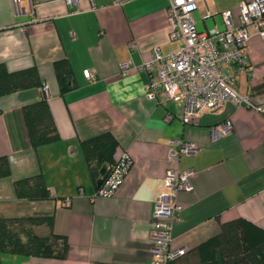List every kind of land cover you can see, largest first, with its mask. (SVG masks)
Wrapping results in <instances>:
<instances>
[{"label":"crops","instance_id":"1","mask_svg":"<svg viewBox=\"0 0 264 264\" xmlns=\"http://www.w3.org/2000/svg\"><path fill=\"white\" fill-rule=\"evenodd\" d=\"M168 1L77 0L70 6L66 0H32L31 10L22 0L28 11L18 14L13 0H0V62L10 70L38 67L60 133L58 140L31 146L22 109L42 97L40 87L0 96V156L11 166V174L0 178V216L51 212L53 231L69 243L66 257L2 252L1 264H152L153 208L166 190L169 168L195 172L193 189L178 194L183 209L172 249H192L237 217L264 228V111L228 100L184 121L180 101L163 91L156 99L146 96L150 75L136 66L156 48L168 53L183 44L170 37ZM242 1L196 0L198 29L225 28L224 10L239 24ZM251 32L252 74L239 73L236 87L264 106V37ZM64 57L74 85L62 93L54 62ZM125 62L131 64L122 76ZM229 119L231 131L216 134ZM105 132L118 143L114 160L127 149L133 162L113 195L92 198L97 182L82 142ZM182 143L196 145V152L171 157ZM39 172L50 197H18L15 180Z\"/></svg>","mask_w":264,"mask_h":264},{"label":"built area","instance_id":"2","mask_svg":"<svg viewBox=\"0 0 264 264\" xmlns=\"http://www.w3.org/2000/svg\"><path fill=\"white\" fill-rule=\"evenodd\" d=\"M27 1L33 10L32 0ZM66 1L70 6L77 5V0ZM13 2L16 13L28 11L22 5V0ZM196 8V0L168 1L170 37L182 39L183 44L168 53L156 48L150 59L136 66L138 69H145L150 75L146 84V96L156 99L163 91L167 97L180 101L184 105V121H190L201 111L217 110L228 100L263 112L264 106L255 103L248 94L241 93L236 82L239 73L252 74L247 62V46L252 36L251 29L264 37V0L242 1L239 5L240 22L237 25L234 24L230 10L222 11L225 23L223 29L217 26L209 30L198 29L194 16ZM130 64H123L122 76L127 74ZM41 89L48 95L45 83ZM171 117L172 114L167 115V119ZM232 128L233 122L229 119L214 132L225 134ZM196 150V145L182 143L180 150L170 151V156L178 158L182 153L192 154ZM132 162L130 153L124 149L115 163L109 165L106 176L92 198L113 195L123 183ZM194 173L191 168H169L163 177L166 190L156 198L153 208L154 227L150 237L152 264H168L170 259L185 251L184 248L172 249V231L174 222L180 218L183 209L178 194L181 190L193 189Z\"/></svg>","mask_w":264,"mask_h":264},{"label":"trees","instance_id":"3","mask_svg":"<svg viewBox=\"0 0 264 264\" xmlns=\"http://www.w3.org/2000/svg\"><path fill=\"white\" fill-rule=\"evenodd\" d=\"M54 68L62 93L73 87L71 62L67 57L54 62ZM38 67L32 65L10 70L0 62V96L32 87H42ZM23 116L31 146L53 142L60 138L56 119L43 91L42 97L23 106ZM116 138L109 132L82 142V148L90 168L94 171L97 187L115 163ZM106 167V173L101 170ZM11 174L10 160L0 156V178ZM100 181V182H99ZM16 195L28 200H44L50 197L42 172L15 180ZM53 214L29 216H0V254L18 252L48 257H66L69 243L65 235L53 231ZM1 264V260H0ZM168 264H264V228L245 217L221 222L219 232L168 261Z\"/></svg>","mask_w":264,"mask_h":264},{"label":"water","instance_id":"4","mask_svg":"<svg viewBox=\"0 0 264 264\" xmlns=\"http://www.w3.org/2000/svg\"><path fill=\"white\" fill-rule=\"evenodd\" d=\"M106 170H107V168L104 167V168L101 170V174H105V173H106ZM99 182H100V181H99Z\"/></svg>","mask_w":264,"mask_h":264}]
</instances>
